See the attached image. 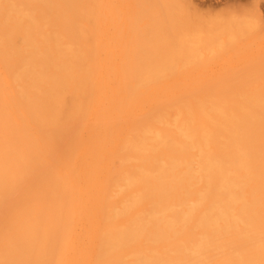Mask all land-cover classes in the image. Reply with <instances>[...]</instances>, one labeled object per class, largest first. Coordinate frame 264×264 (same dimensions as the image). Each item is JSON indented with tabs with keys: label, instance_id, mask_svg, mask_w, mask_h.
Listing matches in <instances>:
<instances>
[{
	"label": "bare ground",
	"instance_id": "6f19581e",
	"mask_svg": "<svg viewBox=\"0 0 264 264\" xmlns=\"http://www.w3.org/2000/svg\"><path fill=\"white\" fill-rule=\"evenodd\" d=\"M112 44L107 0H0V264H264V79L124 74Z\"/></svg>",
	"mask_w": 264,
	"mask_h": 264
},
{
	"label": "rangeland",
	"instance_id": "374dc122",
	"mask_svg": "<svg viewBox=\"0 0 264 264\" xmlns=\"http://www.w3.org/2000/svg\"><path fill=\"white\" fill-rule=\"evenodd\" d=\"M141 1L107 0L108 44H118L115 62L119 71H182L184 76L194 72L198 78L187 82L204 89L264 79V16H259L264 14V0H235L193 9L188 0ZM156 19L170 25L156 31L152 23ZM142 21L147 24L141 28ZM168 35L187 41L182 47L159 44ZM132 38L146 41L131 43ZM237 38L251 42H228Z\"/></svg>",
	"mask_w": 264,
	"mask_h": 264
}]
</instances>
